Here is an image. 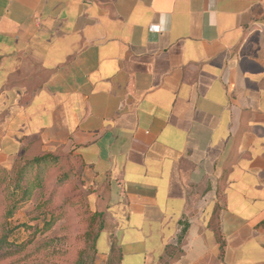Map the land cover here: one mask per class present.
Masks as SVG:
<instances>
[{
    "label": "crops",
    "instance_id": "0c3cea01",
    "mask_svg": "<svg viewBox=\"0 0 264 264\" xmlns=\"http://www.w3.org/2000/svg\"><path fill=\"white\" fill-rule=\"evenodd\" d=\"M58 151L94 264H264V0H0V167Z\"/></svg>",
    "mask_w": 264,
    "mask_h": 264
},
{
    "label": "rangeland",
    "instance_id": "374dc122",
    "mask_svg": "<svg viewBox=\"0 0 264 264\" xmlns=\"http://www.w3.org/2000/svg\"><path fill=\"white\" fill-rule=\"evenodd\" d=\"M73 163L69 155H62L56 163L44 164L40 169V187H30L35 172L32 169L23 181L30 187L25 199H20L21 189H15L13 171H0V224L7 208L16 202L7 220L8 240L19 244L32 238L23 251L10 258L13 264H71L83 248L80 235L85 229L89 206ZM76 185L82 189L81 202H66L59 218L44 229V220L49 218L47 209L61 206L75 193Z\"/></svg>",
    "mask_w": 264,
    "mask_h": 264
},
{
    "label": "trees",
    "instance_id": "16d2710c",
    "mask_svg": "<svg viewBox=\"0 0 264 264\" xmlns=\"http://www.w3.org/2000/svg\"><path fill=\"white\" fill-rule=\"evenodd\" d=\"M62 155H69L74 162L72 166L76 167V164L78 163V158L72 156L70 153L65 152H38L31 156H23L19 158L13 165V167L10 170H7L3 167H0V171H13V178L15 183V189L20 188L22 195L20 199H25L30 194V187L37 186L40 187L42 185L41 183V177H40V169L44 164L47 163H56L62 157ZM35 170L33 174V182L32 184L26 185L24 184V180L28 173L31 172V170ZM23 183V184H22ZM75 193L70 196L67 200H65L61 206H59L56 210L52 208L47 209V213L49 215L48 219L44 220L43 228H48L54 221H56L57 218L60 216V210L63 208L68 202L69 204L74 203H80L82 200V189L80 186H75ZM19 199V200H20ZM18 201V200H15ZM83 203V202H82ZM16 207V202H13L11 204L5 214L2 217V222L0 224V264H13L10 258H12L17 253L24 250L25 246L30 242V240L21 242L19 244L15 242H11L8 240L9 235V228H8V218L12 216L13 210ZM86 212L88 213V218L86 221L85 229L80 235V239L83 241L84 246L83 248L77 252V255L75 256L73 262L71 264H94L95 261V254H96V241L97 238L101 232L102 226H103V219L102 215L98 211H93L86 207ZM215 233L217 237V241L220 244V248L222 249L223 246V240L221 239L220 233L217 229V225H215ZM10 259V260H9ZM108 264H121L120 263V253L117 249H113L111 253V257Z\"/></svg>",
    "mask_w": 264,
    "mask_h": 264
},
{
    "label": "built area",
    "instance_id": "2783aa9c",
    "mask_svg": "<svg viewBox=\"0 0 264 264\" xmlns=\"http://www.w3.org/2000/svg\"><path fill=\"white\" fill-rule=\"evenodd\" d=\"M149 29L152 30V31H155V32H159V30H160L158 25H152V26H150Z\"/></svg>",
    "mask_w": 264,
    "mask_h": 264
}]
</instances>
